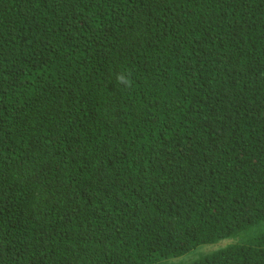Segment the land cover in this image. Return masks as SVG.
<instances>
[{"label":"trees","instance_id":"1","mask_svg":"<svg viewBox=\"0 0 264 264\" xmlns=\"http://www.w3.org/2000/svg\"><path fill=\"white\" fill-rule=\"evenodd\" d=\"M0 264H264V0H0Z\"/></svg>","mask_w":264,"mask_h":264},{"label":"rangeland","instance_id":"2","mask_svg":"<svg viewBox=\"0 0 264 264\" xmlns=\"http://www.w3.org/2000/svg\"><path fill=\"white\" fill-rule=\"evenodd\" d=\"M229 241H230V239H223V240H221L219 242H216L214 244L211 243V244L202 245V246L199 247V249L202 248L203 251L208 252V251L216 249L218 246L219 247L222 246V245L224 246V244L226 246ZM197 249H198V247L193 249V250H191V251H189V252H187V253H185L184 255H182L180 257L174 258V260L177 263H188L190 261H193V260L196 259L195 253L197 252Z\"/></svg>","mask_w":264,"mask_h":264},{"label":"clouds","instance_id":"3","mask_svg":"<svg viewBox=\"0 0 264 264\" xmlns=\"http://www.w3.org/2000/svg\"><path fill=\"white\" fill-rule=\"evenodd\" d=\"M117 80L120 83H125L126 85L130 86L131 85V81L129 78H127L124 74H119L117 76Z\"/></svg>","mask_w":264,"mask_h":264}]
</instances>
